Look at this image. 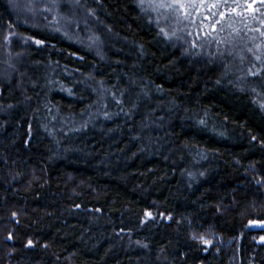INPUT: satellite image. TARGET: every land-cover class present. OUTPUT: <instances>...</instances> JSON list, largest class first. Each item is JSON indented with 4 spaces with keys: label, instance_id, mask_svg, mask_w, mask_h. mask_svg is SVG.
Masks as SVG:
<instances>
[{
    "label": "trees",
    "instance_id": "1",
    "mask_svg": "<svg viewBox=\"0 0 264 264\" xmlns=\"http://www.w3.org/2000/svg\"><path fill=\"white\" fill-rule=\"evenodd\" d=\"M42 1L0 0V264H264V1L197 41L194 11Z\"/></svg>",
    "mask_w": 264,
    "mask_h": 264
},
{
    "label": "rangeland",
    "instance_id": "2",
    "mask_svg": "<svg viewBox=\"0 0 264 264\" xmlns=\"http://www.w3.org/2000/svg\"><path fill=\"white\" fill-rule=\"evenodd\" d=\"M30 1L31 2L34 1V3L37 4L36 5L37 7H39L41 4H43L42 3L43 2L42 0H30ZM144 1H145L144 3L146 4L145 5L146 7L147 6H150V5L152 7H155L154 5H152V4L149 3V0H144ZM260 1H264V0H251L247 4H243V6L241 8H240V6H238L239 8L238 7L237 8L234 7L233 8V10L235 12L234 14H237V13L238 14H241L242 11H245V12L250 11V12H252L253 11V8L252 7H254L255 4H257V2H260ZM70 3L71 4H74L71 0H70ZM216 4L217 3H213L212 0H204L203 3H201L200 0H196V2L194 4L191 2V0H184V8H183V11H185L186 13L193 12V11L195 12V18L193 20V23L190 24V28H189V32L191 33V35L189 34V38H188V36H186V38H185L187 41H197V39H199L201 37V36H197L199 34L198 33L199 27L204 29L205 35L210 34V30L215 31L216 27L213 26L211 23L209 24V22H208L209 21V19H208L209 16L207 15V12H208V10H210L212 8H215L216 6L213 7V5H216ZM51 8H52V6H51ZM14 9H17V7L14 8ZM173 9L174 10H177V9H181V8L178 5H176V6L173 7ZM17 11H18V9H17ZM20 12L24 14L25 12H28L29 13L30 10H29V8H26L25 7V8H21L20 9ZM39 17H40V14L39 13H36V15L33 16L32 20H31V22H32L31 24L36 23V18H39ZM203 17L205 18L204 20H206L205 22H204V20H202ZM193 24H194V26H193ZM194 35H195V38H194ZM85 43H86V41H85ZM91 45L93 46V44H91ZM2 54H3V56L0 55V79L6 81L5 78L7 76H5V72H7L8 74L9 73L11 74L12 72H14V67L11 66V63L9 61V59L12 60V55L9 56L4 51H3ZM13 58H14V60H16L15 62L18 63L17 56L15 55V56H13ZM254 224H256V223H254Z\"/></svg>",
    "mask_w": 264,
    "mask_h": 264
},
{
    "label": "snow or ice",
    "instance_id": "3",
    "mask_svg": "<svg viewBox=\"0 0 264 264\" xmlns=\"http://www.w3.org/2000/svg\"><path fill=\"white\" fill-rule=\"evenodd\" d=\"M80 0H75L76 4H79ZM144 0H141V3L143 4ZM191 2L194 4L196 2V0H191ZM201 3L204 2V0H200ZM149 3L154 5L156 8H173L174 6L178 5L181 9L184 8V0H149ZM216 5H213V7H215ZM250 6V5H249ZM91 14V13H89ZM224 14L221 13V18H223ZM219 23V22H218ZM160 31L162 33H164V35L166 37H168V34L165 32V30L163 28L160 29ZM37 44H40L41 41H36ZM219 43V41H218ZM257 59H259V57H257ZM250 75H259V72H251L250 70ZM262 107H264V105H262ZM15 216V214H13ZM146 217H151V213L146 212L145 213ZM9 239H11L12 237L9 236ZM196 237H193V239H195ZM204 243H210V241H205L203 239V237L200 238ZM261 240H264V237H261ZM31 241H29V246H31Z\"/></svg>",
    "mask_w": 264,
    "mask_h": 264
}]
</instances>
